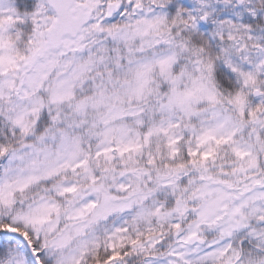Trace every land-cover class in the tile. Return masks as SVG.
Instances as JSON below:
<instances>
[{"label":"snow or ice","instance_id":"snow-or-ice-1","mask_svg":"<svg viewBox=\"0 0 264 264\" xmlns=\"http://www.w3.org/2000/svg\"><path fill=\"white\" fill-rule=\"evenodd\" d=\"M0 264H264V0H0Z\"/></svg>","mask_w":264,"mask_h":264}]
</instances>
